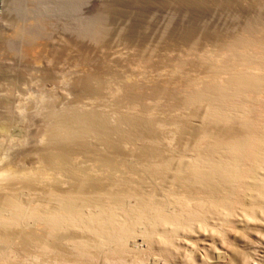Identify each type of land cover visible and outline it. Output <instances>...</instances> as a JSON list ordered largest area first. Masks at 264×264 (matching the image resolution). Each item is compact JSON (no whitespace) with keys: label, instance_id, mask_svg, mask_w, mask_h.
Masks as SVG:
<instances>
[{"label":"rangeland","instance_id":"1","mask_svg":"<svg viewBox=\"0 0 264 264\" xmlns=\"http://www.w3.org/2000/svg\"><path fill=\"white\" fill-rule=\"evenodd\" d=\"M0 264H264V0H0Z\"/></svg>","mask_w":264,"mask_h":264},{"label":"bare ground","instance_id":"2","mask_svg":"<svg viewBox=\"0 0 264 264\" xmlns=\"http://www.w3.org/2000/svg\"><path fill=\"white\" fill-rule=\"evenodd\" d=\"M80 192V191H79Z\"/></svg>","mask_w":264,"mask_h":264}]
</instances>
